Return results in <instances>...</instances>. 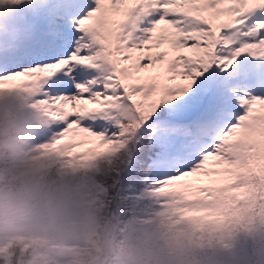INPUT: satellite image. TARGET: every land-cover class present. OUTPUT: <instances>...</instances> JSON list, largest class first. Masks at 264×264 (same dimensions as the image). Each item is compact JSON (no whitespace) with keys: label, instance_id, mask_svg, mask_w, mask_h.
Listing matches in <instances>:
<instances>
[{"label":"snow or ice","instance_id":"snow-or-ice-1","mask_svg":"<svg viewBox=\"0 0 264 264\" xmlns=\"http://www.w3.org/2000/svg\"><path fill=\"white\" fill-rule=\"evenodd\" d=\"M41 147L122 151L200 231L264 207V0H0V96Z\"/></svg>","mask_w":264,"mask_h":264},{"label":"clouds","instance_id":"clouds-1","mask_svg":"<svg viewBox=\"0 0 264 264\" xmlns=\"http://www.w3.org/2000/svg\"><path fill=\"white\" fill-rule=\"evenodd\" d=\"M31 103L0 96V264H219L240 239L264 264V207L200 231L167 189L129 181L123 150L43 149L53 121Z\"/></svg>","mask_w":264,"mask_h":264},{"label":"trees","instance_id":"trees-1","mask_svg":"<svg viewBox=\"0 0 264 264\" xmlns=\"http://www.w3.org/2000/svg\"><path fill=\"white\" fill-rule=\"evenodd\" d=\"M252 246L247 240L240 239L233 248V256L219 254L217 259L219 264H250Z\"/></svg>","mask_w":264,"mask_h":264}]
</instances>
